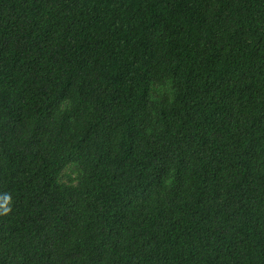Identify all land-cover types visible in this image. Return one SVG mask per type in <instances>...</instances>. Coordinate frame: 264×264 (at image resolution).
Returning a JSON list of instances; mask_svg holds the SVG:
<instances>
[{"label": "trees", "instance_id": "obj_1", "mask_svg": "<svg viewBox=\"0 0 264 264\" xmlns=\"http://www.w3.org/2000/svg\"><path fill=\"white\" fill-rule=\"evenodd\" d=\"M8 197L0 264H264V0H0Z\"/></svg>", "mask_w": 264, "mask_h": 264}, {"label": "clouds", "instance_id": "obj_2", "mask_svg": "<svg viewBox=\"0 0 264 264\" xmlns=\"http://www.w3.org/2000/svg\"><path fill=\"white\" fill-rule=\"evenodd\" d=\"M11 197H8L7 200L3 205H0V208H2V212L0 214L6 215L11 211V208L7 207V203L10 202Z\"/></svg>", "mask_w": 264, "mask_h": 264}]
</instances>
